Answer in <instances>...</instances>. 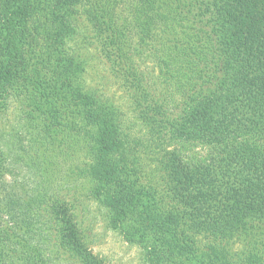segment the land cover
I'll list each match as a JSON object with an SVG mask.
<instances>
[{"label": "trees", "instance_id": "obj_1", "mask_svg": "<svg viewBox=\"0 0 264 264\" xmlns=\"http://www.w3.org/2000/svg\"><path fill=\"white\" fill-rule=\"evenodd\" d=\"M129 9L132 23L114 0H0V113L18 103L49 136L83 141L77 173L147 264H264V253L232 251L264 228V0H133ZM80 22L146 127L157 179L120 108L85 84V59L71 46ZM160 42L179 47L192 79L173 115L136 59ZM164 64L172 71L169 54ZM184 143L205 153L192 159ZM6 167L0 144V264H50L58 254L107 264L88 245L74 198L34 193Z\"/></svg>", "mask_w": 264, "mask_h": 264}, {"label": "rangeland", "instance_id": "obj_2", "mask_svg": "<svg viewBox=\"0 0 264 264\" xmlns=\"http://www.w3.org/2000/svg\"><path fill=\"white\" fill-rule=\"evenodd\" d=\"M114 2L122 21L132 23L129 7L133 0ZM79 26L80 32L71 42V46L85 59L86 69L83 77L86 86L110 99L120 108L124 131L130 140H139L144 146L143 150L138 149L141 161L149 171L148 178L157 179L158 173L152 159L154 154L150 151L152 147H146L150 144L146 127L136 115L120 78L110 71L109 65L99 53L90 26L86 22H80ZM130 28L126 34L134 40L137 37L136 29L133 25ZM163 36L160 29L159 37ZM177 48L179 47L170 49L164 42H160V46L155 43L153 48H149L145 43L144 48L136 54V59L150 78L155 92L172 115L182 101L183 88L192 81L190 74L179 67L183 56ZM168 54L173 61L172 71L164 64ZM59 136H49L37 120L25 114L18 103L10 102L0 113V144L7 156V179L19 180L21 185L25 188L28 186L39 195L50 196L61 192L74 198L77 222L85 239L93 252L107 264H147L142 259L139 248L125 242L121 235L109 226L106 208L89 195L88 180L77 173L79 166L75 167L76 164L86 163L82 149L83 141L72 134L62 133ZM132 143L135 144L134 141ZM182 151L190 158L196 159L205 153V147L197 143H184ZM232 248V251L242 254H248L249 251L264 253V228H255L241 235L233 242ZM51 259L50 264H77L75 260L63 254Z\"/></svg>", "mask_w": 264, "mask_h": 264}]
</instances>
